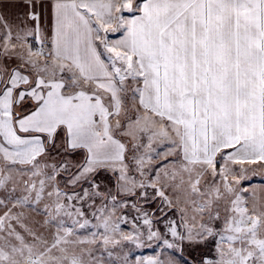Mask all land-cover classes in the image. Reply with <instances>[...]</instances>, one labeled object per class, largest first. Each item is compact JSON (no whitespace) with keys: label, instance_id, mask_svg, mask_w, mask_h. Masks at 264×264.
<instances>
[{"label":"snow or ice","instance_id":"6c2138e0","mask_svg":"<svg viewBox=\"0 0 264 264\" xmlns=\"http://www.w3.org/2000/svg\"><path fill=\"white\" fill-rule=\"evenodd\" d=\"M0 264H264V0H0Z\"/></svg>","mask_w":264,"mask_h":264},{"label":"rangeland","instance_id":"374dc122","mask_svg":"<svg viewBox=\"0 0 264 264\" xmlns=\"http://www.w3.org/2000/svg\"><path fill=\"white\" fill-rule=\"evenodd\" d=\"M261 181H260V179L259 178H255L254 180H253V183H260Z\"/></svg>","mask_w":264,"mask_h":264}]
</instances>
